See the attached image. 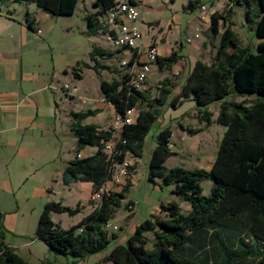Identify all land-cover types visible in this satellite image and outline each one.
Listing matches in <instances>:
<instances>
[{
  "label": "trees",
  "instance_id": "trees-1",
  "mask_svg": "<svg viewBox=\"0 0 264 264\" xmlns=\"http://www.w3.org/2000/svg\"><path fill=\"white\" fill-rule=\"evenodd\" d=\"M6 1L32 2L52 15H71L79 0H0V8ZM201 0H189L187 6L197 7ZM230 3L245 8V19L257 38V51L244 46L233 30ZM115 0H94L95 12L88 13L89 35H97L101 26L108 27L99 16L106 18ZM30 26L33 22L26 13ZM221 42L214 60L208 64L198 60L193 66L181 92L173 99L176 105L182 97L193 95L201 118L209 124L212 112L208 105L220 103L216 121L224 125L225 131L219 150L209 169H187L182 166L168 168L165 161L174 152L170 148L172 129L167 127L157 135V144L152 151L148 178H161L165 184H173L172 193L189 202L191 208L183 212L179 203L170 201L161 204L164 216L153 214L135 228L125 244L115 245L105 256L115 264H264V0H229L223 12H213L211 30L219 33ZM111 52L94 46L91 59L94 67L112 70L95 56L110 55ZM136 56V52L134 53ZM180 59L175 51L166 58H158L161 66L170 68ZM79 62L72 71L78 76ZM121 66V65H120ZM124 68V67H121ZM118 76L101 79V90L117 113L126 114L131 107L137 108L134 122L125 124L121 140H115L111 128L99 130L94 124H83L82 120L94 113L72 111V130L77 137V153L86 145L98 147L97 153L88 157H77L69 162L63 172V181L70 184L79 180L91 181L94 190H99L111 181L116 165L123 162L128 152L141 156L145 138L166 102V87L162 82L157 97H150L131 84L130 66ZM236 92L237 99H227ZM147 105L149 109L140 108ZM153 108V109H151ZM183 127L182 125H180ZM190 132L197 129L188 128ZM115 141L114 151L108 154L104 145ZM134 167L131 166V169ZM210 179L211 193H202L201 181ZM130 183L121 192L104 194L96 207L69 229L62 228L52 218V212L77 210L61 202L50 201L40 214L37 237L58 255L72 257L73 261L104 250L115 238L104 224L116 211L128 191ZM129 203H134L129 201ZM4 214L0 210V264H30L5 242ZM153 231L151 241L145 233ZM227 233V238L224 237Z\"/></svg>",
  "mask_w": 264,
  "mask_h": 264
},
{
  "label": "crops",
  "instance_id": "crops-1",
  "mask_svg": "<svg viewBox=\"0 0 264 264\" xmlns=\"http://www.w3.org/2000/svg\"><path fill=\"white\" fill-rule=\"evenodd\" d=\"M133 1L143 9L140 20L142 38L139 43L145 47L152 43L156 44L159 58L169 57L175 51L180 55V59L170 68L161 66L158 61L152 63L143 91L152 98L157 97L162 82L169 80L173 86L175 98L180 94L198 60L208 64L214 60L224 28L222 27L219 33L212 32L211 16L213 12H223L229 0H201L195 8L187 6L189 0L180 2L178 0ZM161 3L163 5H159ZM202 4H206L209 9L205 19H201L200 14L195 15V10L197 8L200 10ZM154 5L165 8L168 12L167 15L149 17L148 12ZM230 5L232 7V28L238 34L241 43L246 46L236 29L234 20L237 5H233V3ZM78 7L85 15L96 11L94 0H79ZM27 12L30 13L32 26L26 19ZM55 17L32 2L6 1L5 5L0 8V210L4 214V226H31V231L22 233L20 239L15 243L8 241L5 231L6 244L29 261L37 257L38 254L33 248L38 245L39 241H42L37 237L36 229L32 230V226L37 227L40 214L47 202L62 203L58 196L65 194L70 199L76 198L80 200V207L84 210L82 218L98 204V202L92 203L90 200L94 191L91 181L79 180L70 184H65L63 181L66 165L74 160L77 154L79 157H88L96 154L98 150L97 146L86 145L77 153V137L72 130L74 120L71 112L94 110V113L85 117L82 123L94 124L99 130H109L117 113L114 105L106 99L102 90L101 94L97 96L84 95L86 100H84V107L81 110L77 109L75 95L80 89L77 80L83 79L85 74L92 72H96L100 76V83L102 78H107L103 76L101 70L97 71L93 65L89 64L78 66V73L81 77L72 71V68L83 59L80 53L75 50L65 56L64 52L56 49L49 25ZM83 19H86V16ZM99 19L104 21L105 16H99ZM195 19V35L192 38L188 32L191 31ZM241 24L245 25L244 22ZM237 26L241 25L237 24ZM103 29L101 26L97 35L88 33L87 35L92 38L93 47L99 46L111 52L110 55L102 56L100 61L103 63V60H106L105 65L111 66L112 70L117 71L116 73L107 69L110 79H112L124 71L120 64H115L114 60L131 58L135 50L114 49L108 42ZM84 33L86 32L84 31ZM102 34L106 37L105 43L108 46H104L98 41L97 36ZM140 59L144 60L145 55L141 54ZM67 77L70 78V82L75 79L77 82L71 84L66 81ZM65 84H68L70 88L65 89ZM185 99L195 101L193 95L190 94L187 97H182L176 105H173V101L168 103V107L170 108L171 105L176 108ZM195 105L192 107L193 110L198 106L196 101ZM219 106L218 102L214 115L218 116ZM139 107L149 109L147 105H139ZM188 116V120L184 116L182 121H178L174 125L165 124L161 130L169 127L174 131L175 128L182 125V129L194 128L201 130V135L210 134L212 127L205 123L199 111L188 114ZM158 119L165 121L162 106L159 108L155 122ZM222 131L224 134L225 128ZM219 133L215 138L218 146L222 139H220ZM199 137L200 134H197L196 145L201 141ZM170 148L173 150L171 142ZM130 155L133 157L130 161L132 166L134 164L138 166L140 156H134L128 152L126 158L128 159ZM203 156L204 154L201 153V157ZM216 156L217 153L215 156L206 158L208 167L204 169H209L212 166ZM135 169L136 167L132 169V174L124 185H115V191L121 192L127 183H130V186L134 184ZM113 185L112 181L105 184L106 187ZM154 186L163 191V186L158 182L154 181ZM177 199L178 196L173 193L167 201L166 199H157L151 215L164 216L161 204L170 201L178 202L182 211L188 212L191 208L189 202L181 198ZM129 201L134 202V210L129 211V216H131L136 214L138 208L137 202L133 198H128L127 203ZM89 203L94 205L93 209H90ZM136 227L137 225L133 228L132 233ZM145 235L151 241L154 238L153 231H148ZM127 240L120 232H117L110 244L98 253L104 257L115 245L125 244ZM45 245H41L43 256L59 259L58 254L53 252L46 243ZM70 259L74 262L72 257ZM82 259L85 260L87 257ZM45 262L39 258V264H45Z\"/></svg>",
  "mask_w": 264,
  "mask_h": 264
},
{
  "label": "rangeland",
  "instance_id": "rangeland-1",
  "mask_svg": "<svg viewBox=\"0 0 264 264\" xmlns=\"http://www.w3.org/2000/svg\"><path fill=\"white\" fill-rule=\"evenodd\" d=\"M179 2L182 0H178ZM209 1V0H202ZM159 5H163L162 3ZM81 7V6H80ZM236 13L234 14V20L236 21V29L240 33V37L244 41V43L250 46L251 51H257V44L259 38L256 37L254 31L250 28V24L246 22L244 15V7L236 6ZM167 10L162 7L153 6L148 12V16L152 17H160L161 14L163 16L167 15ZM180 13V12H179ZM200 10L197 8L195 10V15H199ZM55 16V15H54ZM86 15L83 11L76 8L75 12L71 15H59L53 19L49 25L51 26V34L54 46L57 50L64 52L65 56L71 51H76L80 53L83 60L82 62H86L89 65L95 64V61L91 59L90 53L93 51V40L87 35L88 30V21L87 19H83ZM188 16V15H187ZM244 22L245 25L241 23ZM186 23V21H183ZM241 25V26H237ZM195 27H196V19L193 24L191 31H189L190 37L194 38L195 35ZM84 31L86 33H84ZM185 35V34H184ZM105 36L98 35L97 39L104 46H108L105 43ZM112 47V46H111ZM97 59L101 60L102 57L99 55L95 56ZM121 60L117 58L114 60L115 64H120ZM103 63H106V60H103ZM82 66V64H81ZM103 73V76L107 79H110V73L107 69H100ZM122 70H125L122 68ZM73 76V75H72ZM74 77V76H73ZM66 81L69 83H76L78 81L79 91L76 92L75 95V105H77V109L81 110L84 107V95L94 96L101 94V83L100 76L96 72L87 73L81 80L76 79L73 82H70V78H66ZM171 82V81H170ZM161 87L159 88V94L161 92ZM166 87L170 89V92L166 93V103L162 105V113L165 117V121L163 119H158L151 127L149 133L146 135V145L145 149L140 156V164L137 166L133 165L135 169L133 185L129 187L128 191H125V198L121 200V203L118 207H116V211L109 218V222L112 225H118L120 229L117 231L125 239H128L132 233L133 228L144 221L146 218L150 217L153 213V207L155 201L158 199H169L172 196V189L174 188L173 184H165L161 180V178L156 177L155 181L163 186V191H161L158 187L154 186L153 181L148 180V167L150 155L153 151V148L156 144V136L161 131L162 127L165 124L174 125L178 121H182L184 116L186 120H188V114L198 113L199 109L197 108L193 110L192 107L196 106L195 101H191L185 99L183 103L173 108L170 105L168 107V103L172 102L174 99V91L172 84H166ZM227 99L233 100L237 99V93L234 92L227 96ZM86 101V100H85ZM218 101H213L208 105V109L212 112L211 122L209 126L212 127L210 134L201 135V130H197L195 132H190L188 129H182L181 127H177L172 131L171 136V144L173 145V154L167 158L165 161V165L168 168L182 166L187 169H199V168H207L208 160L206 159L209 156H215L217 151L219 150L218 144L215 142V138L217 137V133H219L220 139L223 137V128H226L224 125L218 123L216 121L217 115H214V111L217 109ZM207 124V122L205 121ZM197 134H200L199 139L201 141L198 145L195 144V140L197 138ZM204 136V137H203ZM201 153L204 154L201 157ZM129 161H132L133 157L130 155L128 157ZM212 181L210 179H203L201 181L202 193L204 195H209L212 189ZM117 192V191H115ZM133 198L137 202L138 211L136 214L129 216V210L127 208V199ZM59 201H62L64 206L71 207L74 210L79 209L74 214L69 213L68 211L64 212H52L53 220L59 224L64 229H69L73 225L78 224L84 215V210L80 207V200L65 195L58 196ZM179 200V197L178 199ZM90 209H93V204L89 203ZM7 234L8 241L12 243L17 242L20 239V235L25 231L30 232L31 226H4ZM36 226H32V230L34 231ZM116 232V233H117ZM224 237L227 238V233H224ZM40 244V245H39ZM42 246H46L43 241H39L38 245L34 246V250L38 254L37 257L32 259L31 261L26 260L30 264H39V258L46 261L45 264H115L111 260H106L105 256L102 257L101 253H95L92 255L86 256L87 259H79L77 261L72 262L70 257L65 255H58L59 259H55L54 257H44L42 254L43 248ZM105 253V252H104ZM109 253V252H108ZM68 258V259H67ZM50 260V261H49Z\"/></svg>",
  "mask_w": 264,
  "mask_h": 264
},
{
  "label": "built area",
  "instance_id": "built-area-1",
  "mask_svg": "<svg viewBox=\"0 0 264 264\" xmlns=\"http://www.w3.org/2000/svg\"><path fill=\"white\" fill-rule=\"evenodd\" d=\"M142 7L133 0H115V5L108 11L105 18V24L108 27L106 37L110 45L118 50H135L136 56L124 58L120 61L121 67H129L132 72L131 84L138 90H143L147 81L148 74L151 71L152 63L159 58L158 47L156 44H150L147 47L141 45L142 30L140 20L142 17ZM209 13L206 4L200 5V17L205 19ZM144 54L145 59L141 60L140 55ZM65 89L70 86L65 84ZM137 115V108L131 107L126 111V114L116 113L114 116L111 132L115 140H121V132L125 124L134 122ZM115 141L105 142V151L110 155L114 151ZM115 172L112 178L113 186H103L99 190H94L90 200L92 203L99 202L103 195L110 194L115 191V185H124L132 174V163L125 159L123 162L116 165ZM129 211L134 210V203L127 205ZM104 229L109 233H116L120 227L112 225L109 221L104 224Z\"/></svg>",
  "mask_w": 264,
  "mask_h": 264
}]
</instances>
